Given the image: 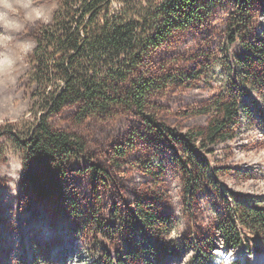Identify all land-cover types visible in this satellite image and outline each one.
<instances>
[{
    "label": "rangeland",
    "instance_id": "1",
    "mask_svg": "<svg viewBox=\"0 0 264 264\" xmlns=\"http://www.w3.org/2000/svg\"><path fill=\"white\" fill-rule=\"evenodd\" d=\"M233 11V0H216L201 23L175 33L133 76L161 85L146 113L176 137H204L217 118V103L235 96L243 105L237 122L226 130L229 138L205 150L212 166L222 170L205 169L191 201L185 193V169L194 159L182 145L146 131L138 116L121 108L82 122L75 120V105L44 117L52 131L77 136L88 160L52 170L26 155L12 135L25 137L43 113L33 81L32 51L30 67L19 73L26 110L19 123H0V264H105L107 252L124 257L139 253L135 264H142L145 254L140 251L145 243L152 244L145 241L151 230L138 229L129 217L132 206L141 202L154 205L168 230L166 241L176 253L162 264H199L207 259L208 264H219L215 259L220 253L234 254L236 264H264L262 240L248 236L251 249L224 252L220 235L236 206L233 194L260 199L264 206V90L235 91L227 46ZM252 16L253 37H260L264 15ZM51 24H31L19 35L36 37ZM251 41L255 40L247 39ZM117 149L129 150L118 159ZM92 164L107 173L100 182L92 177ZM82 168L85 172L77 171ZM108 222L114 230L106 227ZM192 241L202 250L200 258ZM256 246L261 253L254 251Z\"/></svg>",
    "mask_w": 264,
    "mask_h": 264
},
{
    "label": "trees",
    "instance_id": "2",
    "mask_svg": "<svg viewBox=\"0 0 264 264\" xmlns=\"http://www.w3.org/2000/svg\"><path fill=\"white\" fill-rule=\"evenodd\" d=\"M215 2L60 0L61 6L52 24L42 27L36 35L37 46L32 54L35 92L43 113L25 137L12 135L18 147L46 164L48 169H61L67 163L78 164L88 160L83 142L75 135L52 131L44 117L75 105V120L82 122L91 117L108 116L114 109L121 108L138 116L146 131L182 145L194 159L195 162L185 169V193L191 201L200 188L199 177L204 170H222L212 166L205 150L229 138L226 130L237 122L243 105L235 96L217 103L214 111L217 118L208 124L204 137L202 133L190 138L176 137L172 129L146 113L152 95L161 85L154 80L133 79V76L175 33L201 23ZM233 7L227 26V46L232 51L228 64L235 91L264 90V32L260 37H253L252 23V15L256 12L264 15V0H233ZM248 38L255 41L247 42ZM126 84L127 89H124ZM129 149H117V158H123ZM90 168L96 182L107 176L97 165L92 164ZM85 170L77 169L79 172ZM232 197L236 201V206H232L234 214L220 227L225 252L239 247L251 249L248 236L264 242L263 201L244 195L233 194ZM129 217L138 229L151 230V236L146 235L145 241L150 240L152 244L145 243L140 251L145 254L142 264H162L164 259L176 257L172 243L166 241V225L157 216L153 204H134ZM106 227L114 230L110 222ZM192 242L196 258H200L202 250ZM254 251L261 253L258 246ZM139 258L136 252L129 257L121 252H107L105 264H135ZM199 264H208V259Z\"/></svg>",
    "mask_w": 264,
    "mask_h": 264
},
{
    "label": "clouds",
    "instance_id": "3",
    "mask_svg": "<svg viewBox=\"0 0 264 264\" xmlns=\"http://www.w3.org/2000/svg\"><path fill=\"white\" fill-rule=\"evenodd\" d=\"M60 6V0H0V123L17 124L26 110L19 73L30 67L28 61L37 40L35 36L21 38L19 34L27 33L31 24L51 23Z\"/></svg>",
    "mask_w": 264,
    "mask_h": 264
},
{
    "label": "bare ground",
    "instance_id": "4",
    "mask_svg": "<svg viewBox=\"0 0 264 264\" xmlns=\"http://www.w3.org/2000/svg\"><path fill=\"white\" fill-rule=\"evenodd\" d=\"M225 255V257H227V258H232V257H234V254H230V255H226V254H224ZM261 259V258H260ZM257 261L258 260H256V263H257Z\"/></svg>",
    "mask_w": 264,
    "mask_h": 264
}]
</instances>
